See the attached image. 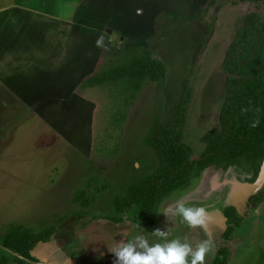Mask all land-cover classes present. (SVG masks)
Instances as JSON below:
<instances>
[{
  "label": "rangeland",
  "instance_id": "1",
  "mask_svg": "<svg viewBox=\"0 0 264 264\" xmlns=\"http://www.w3.org/2000/svg\"><path fill=\"white\" fill-rule=\"evenodd\" d=\"M31 1L49 13L48 17L38 15L27 45L32 52L23 54H27L25 58L35 54L30 59L35 58L36 64L25 66L27 70L8 71L4 74L8 77L0 72V236L17 224L35 230L56 224L62 215L79 207L73 202L76 190L98 174L102 181H111L109 188L99 194L87 216H72L58 226L64 237L78 229L71 239H65L71 250L68 257L74 262L112 264L114 255L109 247L122 236L131 238L140 230L151 234L163 229L169 232V239L191 236L193 243L204 239L216 245L214 227L193 231L180 217L166 226L163 210L180 199H186L189 206L216 211L228 205L243 207L246 197L242 201L241 193L252 183L249 179L253 175L246 163L233 171L209 167L189 186L174 191L162 201L151 231L136 221L141 228L126 224L132 219L123 221V226L105 218L95 219L91 226L79 228L92 221L93 215L115 214V199L129 184L157 167L155 150L146 145L145 138L157 114L162 113L165 122L171 120L185 82L192 86V98L183 137L193 155L200 157L205 149L202 136L220 126L227 48L248 13L258 12L264 18V2L217 0L205 10L209 0ZM203 10L202 19L199 13ZM86 15L93 24H81ZM72 22L77 29L67 39ZM17 24L21 25L18 18ZM59 24L62 33L57 31ZM108 29L112 51L99 45ZM23 37L21 31L17 36L21 44ZM61 47L71 51V65L67 71L53 72L49 68L60 61L62 54L57 55L56 49ZM137 48L151 52L167 65L163 95L156 92L155 83L145 85L134 98L115 84L79 86L84 78L103 73ZM263 173L264 163L259 176ZM139 216L130 209L126 217ZM153 242H158L155 236L150 239ZM43 247L39 244L33 251L40 261L45 259ZM239 249L250 251L253 257L258 255L254 262L262 259L259 254L264 252L260 245ZM2 250L0 247V253ZM54 253L61 254L58 250Z\"/></svg>",
  "mask_w": 264,
  "mask_h": 264
},
{
  "label": "trees",
  "instance_id": "2",
  "mask_svg": "<svg viewBox=\"0 0 264 264\" xmlns=\"http://www.w3.org/2000/svg\"><path fill=\"white\" fill-rule=\"evenodd\" d=\"M216 2L209 0L205 10L215 6ZM222 6L219 5L220 8ZM205 10L199 13L202 19ZM241 22L223 60L226 96L220 110V126L202 136L205 149L199 159L191 160L193 149L183 137V124L192 98V86L185 82L171 120L165 122L162 113L157 114L145 138L146 145L155 150L157 167L129 184L126 191L115 199V214L93 215L90 220L105 218L122 223L132 219L151 231L162 201L174 191L189 186L194 177L209 167L227 170L246 163L253 170L249 182L258 180L264 163V18L258 12H251ZM208 26L212 28V24ZM167 77L168 67L162 59L137 48L103 73L84 78L79 86L89 88L115 84L122 86L129 98H134L149 83H155L156 92L163 95ZM110 185L111 181H102L98 174L89 177L73 196V202L79 207L62 215L56 224L45 229L35 230L24 224L11 226L0 236V247L4 249L0 253V264H42L33 254L36 246L51 241L59 232V224L70 217L87 216L99 194ZM252 196L256 202L262 197L260 193ZM130 209L139 212L138 219L126 217ZM224 216L226 229L222 237L228 240L243 224L244 215L238 207L228 205ZM229 256V248L221 247L210 264H228Z\"/></svg>",
  "mask_w": 264,
  "mask_h": 264
},
{
  "label": "crops",
  "instance_id": "3",
  "mask_svg": "<svg viewBox=\"0 0 264 264\" xmlns=\"http://www.w3.org/2000/svg\"><path fill=\"white\" fill-rule=\"evenodd\" d=\"M46 14L49 13L43 11V9L39 10L37 8L36 3L31 0H27V2H25V0L0 1V72H4L2 74L3 77H8V75L4 76V74L8 71H12L16 69L27 70L25 66H32V64H36L37 60L35 58L30 59V57L35 56V54H29V57L25 58L28 53L32 52L29 51L30 48H27V45L29 44V38H31L32 34L34 33L33 28L34 27L36 28V25L38 24V20H37V18H39L38 15H44L45 17H48L49 15ZM87 15H88V11H87ZM87 15L85 16V18H83V20H81V24L82 23H86L88 25L93 24V21L89 20ZM17 18L21 21V25L17 24ZM72 25H73L72 28L66 32L67 39H69V37L73 35L77 29L76 28L77 26L73 24V22ZM60 27L61 26L59 24V26L57 27L58 29L57 31L59 33H62V29ZM21 31L24 34L22 40L23 45L19 43L17 39V36ZM67 49L65 48L63 50L62 47L56 49V51L57 50L58 51L57 53L55 51V53L57 55L61 53L62 56L60 57V61L59 62L56 61L53 66H51L53 62V58L50 59L49 63L47 64L51 66L49 70L51 69L53 72H58L62 70L67 71V67L71 65V60H69L71 51H68ZM24 53H27L26 56L23 55ZM37 53L38 52H36V54ZM24 61H26V63L22 64ZM72 65H74L73 61H72ZM250 184L253 185V183H248L241 193L242 201L245 198V194H246L245 190H247ZM241 203L242 202H240V204ZM238 208L243 211V207H238ZM207 211L212 217V220L209 223L208 228L214 227L217 230V232L214 233L213 236V242L214 241L216 242V245H214L215 255H216V252L220 248V243L222 242L221 234L225 229L226 219L223 214V210L216 211V210L207 209ZM90 222L89 221L84 222L82 224V227L79 228L80 231L88 227L89 225L91 226L94 223V221L93 222L90 221ZM130 223L133 224L134 226L136 225L137 226L136 228H141L135 221L127 220L126 224H130ZM115 224L117 226H123L122 223H115ZM77 230L78 229L74 230L73 232H68V236L65 234L64 237V234L62 235V228H61L60 231L52 237L51 241L39 243V244H44V247L41 251L44 252L45 259H43L41 263L42 264H82V263L92 264L82 261L74 262V260H71L68 257L71 250L66 246L68 239L67 240L65 239L67 237L71 239ZM258 245H260L261 248L264 250V202L259 206L258 209H256L252 214H250L247 217L243 228L237 231L233 239L229 242L228 246L230 247V256H229L228 264H263L264 252H261L259 254V256L262 259L254 262L253 260L258 255H256V257H253L249 255L250 251L239 249V247L242 248L250 247L251 249L252 247ZM55 250H58L59 252H61V254L56 255L54 253ZM64 253L65 255H63ZM215 255L207 259V264H210V262L213 261Z\"/></svg>",
  "mask_w": 264,
  "mask_h": 264
},
{
  "label": "clouds",
  "instance_id": "4",
  "mask_svg": "<svg viewBox=\"0 0 264 264\" xmlns=\"http://www.w3.org/2000/svg\"><path fill=\"white\" fill-rule=\"evenodd\" d=\"M163 214L167 217L166 226L180 217L193 231L197 228L208 231L212 220L205 207L189 206L186 199L177 200ZM152 236L158 242L150 243ZM122 237L108 249L114 255L113 264H207L206 257L215 255L211 240L199 239L193 243L191 236L169 239V232L163 229H155L151 234L140 230L131 238Z\"/></svg>",
  "mask_w": 264,
  "mask_h": 264
},
{
  "label": "flooded vegetation",
  "instance_id": "5",
  "mask_svg": "<svg viewBox=\"0 0 264 264\" xmlns=\"http://www.w3.org/2000/svg\"><path fill=\"white\" fill-rule=\"evenodd\" d=\"M235 166H233V167H230L231 169H230V171L232 170V168H234ZM233 171V170H232ZM252 177V176H251ZM250 177V178H251ZM257 193H260L261 194V199L259 200V201H255V198L253 197V196H250V197H247L246 198V201H245V203H244V206H243V211L242 210H240L239 208V210L241 211V214H243L244 215V221H243V224L241 225V227L239 228V229H237L234 233H233V235L231 236V238L230 239H228V240H224L223 239V232L225 231V229H226V222H225V229H224V231L222 232V234H221V240H222V242L220 243V248L221 247H228L229 248V251H230V247L228 246V244H229V242L233 239V237H234V235L236 234V232L237 231H239L241 228H243V226H244V224H245V222H246V219H247V217L250 215V214H252L256 209H258L259 208V206L264 202V186L262 187V189L259 191V192H257ZM237 207V206H236ZM225 209V208H224ZM224 209H223V214H224Z\"/></svg>",
  "mask_w": 264,
  "mask_h": 264
},
{
  "label": "water",
  "instance_id": "6",
  "mask_svg": "<svg viewBox=\"0 0 264 264\" xmlns=\"http://www.w3.org/2000/svg\"><path fill=\"white\" fill-rule=\"evenodd\" d=\"M109 33H111V29H108L107 30V33H104L103 36L101 37L100 41H99V45H101L102 47H106L108 48L109 50H113V47L111 46V44H109L107 42L108 40V37H109ZM195 159H199V157L193 155L191 157V160H195ZM264 186V174H262L261 176H259L258 180L252 184H250L247 188L246 191V194H245V197H250L254 194H256L257 192H259L262 187ZM226 219V218H225Z\"/></svg>",
  "mask_w": 264,
  "mask_h": 264
}]
</instances>
